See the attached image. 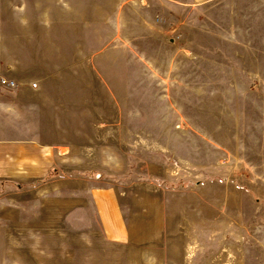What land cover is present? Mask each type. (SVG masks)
Returning a JSON list of instances; mask_svg holds the SVG:
<instances>
[{"label": "rangeland", "instance_id": "obj_1", "mask_svg": "<svg viewBox=\"0 0 264 264\" xmlns=\"http://www.w3.org/2000/svg\"><path fill=\"white\" fill-rule=\"evenodd\" d=\"M29 1L5 0L7 37L32 22L13 8ZM177 10L162 37L135 39L132 63L119 51L112 128L0 194V264H264V0Z\"/></svg>", "mask_w": 264, "mask_h": 264}, {"label": "crops", "instance_id": "obj_2", "mask_svg": "<svg viewBox=\"0 0 264 264\" xmlns=\"http://www.w3.org/2000/svg\"><path fill=\"white\" fill-rule=\"evenodd\" d=\"M199 1L204 0H30L13 8L28 7L32 22L22 28L24 20H14L7 37L6 2L0 0V194L66 160L62 148L86 144L87 129L112 128V66L119 51L132 63L135 39L162 37L166 15L177 18V7ZM172 30L187 28L176 24ZM100 191L98 207L102 196L109 204L107 211L100 209L101 222L117 230L113 239L123 237L117 195Z\"/></svg>", "mask_w": 264, "mask_h": 264}]
</instances>
